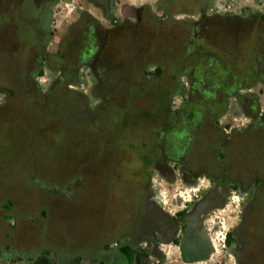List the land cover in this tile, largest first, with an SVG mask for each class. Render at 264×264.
<instances>
[{"label":"flooded vegetation","instance_id":"obj_1","mask_svg":"<svg viewBox=\"0 0 264 264\" xmlns=\"http://www.w3.org/2000/svg\"><path fill=\"white\" fill-rule=\"evenodd\" d=\"M151 87L155 109L132 97L112 122L92 260L264 264V0H0V108Z\"/></svg>","mask_w":264,"mask_h":264},{"label":"rangeland","instance_id":"obj_2","mask_svg":"<svg viewBox=\"0 0 264 264\" xmlns=\"http://www.w3.org/2000/svg\"><path fill=\"white\" fill-rule=\"evenodd\" d=\"M72 11L66 6L57 24L66 23ZM159 92L129 90L93 112L78 93L47 103L35 93L19 92L24 99L19 105L0 108V244L14 252L0 264H33L44 252L54 264L96 263L94 179L106 180L102 164L111 162L123 143L112 122L132 97L155 109L163 99ZM259 93L264 103V89ZM85 178L92 179L87 186Z\"/></svg>","mask_w":264,"mask_h":264},{"label":"trees","instance_id":"obj_3","mask_svg":"<svg viewBox=\"0 0 264 264\" xmlns=\"http://www.w3.org/2000/svg\"><path fill=\"white\" fill-rule=\"evenodd\" d=\"M34 264H54V263L51 262L46 255H42L35 260Z\"/></svg>","mask_w":264,"mask_h":264}]
</instances>
